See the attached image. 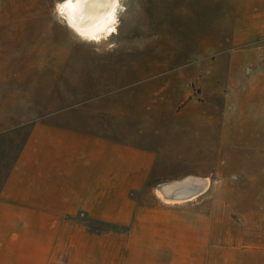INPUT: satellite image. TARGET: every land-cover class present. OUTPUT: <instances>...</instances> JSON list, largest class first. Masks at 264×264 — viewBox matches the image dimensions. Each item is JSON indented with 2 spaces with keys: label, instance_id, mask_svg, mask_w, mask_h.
<instances>
[{
  "label": "rangeland",
  "instance_id": "rangeland-1",
  "mask_svg": "<svg viewBox=\"0 0 264 264\" xmlns=\"http://www.w3.org/2000/svg\"><path fill=\"white\" fill-rule=\"evenodd\" d=\"M61 1L0 0V113L19 94L25 115L103 116L117 138V112L153 106L164 122L149 115L143 141L166 183L146 191L206 179L192 203L216 209L220 240L264 244V0H122L96 42L65 26Z\"/></svg>",
  "mask_w": 264,
  "mask_h": 264
},
{
  "label": "crops",
  "instance_id": "crops-1",
  "mask_svg": "<svg viewBox=\"0 0 264 264\" xmlns=\"http://www.w3.org/2000/svg\"><path fill=\"white\" fill-rule=\"evenodd\" d=\"M2 99L0 264H250L253 249L264 264V244L220 240L216 209L192 203L206 179L146 191L165 164L143 141L149 115L164 122L153 106L117 112L116 138L103 116L25 115L24 97Z\"/></svg>",
  "mask_w": 264,
  "mask_h": 264
},
{
  "label": "bare ground",
  "instance_id": "bare-ground-1",
  "mask_svg": "<svg viewBox=\"0 0 264 264\" xmlns=\"http://www.w3.org/2000/svg\"><path fill=\"white\" fill-rule=\"evenodd\" d=\"M121 1L78 0L74 5H66L62 16L58 11L59 6L64 3L62 0L56 5V12L65 26L75 35L87 41L96 42L105 36L111 37L116 31L117 14ZM175 189L169 194L176 193L178 188Z\"/></svg>",
  "mask_w": 264,
  "mask_h": 264
},
{
  "label": "snow or ice",
  "instance_id": "snow-or-ice-1",
  "mask_svg": "<svg viewBox=\"0 0 264 264\" xmlns=\"http://www.w3.org/2000/svg\"><path fill=\"white\" fill-rule=\"evenodd\" d=\"M76 2H78V0H64V3L59 6L58 11L63 16L65 13L66 5H74Z\"/></svg>",
  "mask_w": 264,
  "mask_h": 264
},
{
  "label": "water",
  "instance_id": "water-1",
  "mask_svg": "<svg viewBox=\"0 0 264 264\" xmlns=\"http://www.w3.org/2000/svg\"><path fill=\"white\" fill-rule=\"evenodd\" d=\"M197 192H200L198 189H197ZM198 194V193H197ZM169 199H173V200H176V199H179V198H176V197H171ZM181 199H185V198H181Z\"/></svg>",
  "mask_w": 264,
  "mask_h": 264
}]
</instances>
